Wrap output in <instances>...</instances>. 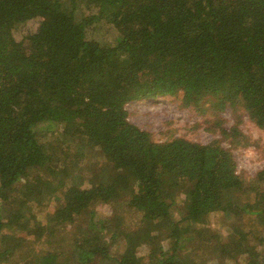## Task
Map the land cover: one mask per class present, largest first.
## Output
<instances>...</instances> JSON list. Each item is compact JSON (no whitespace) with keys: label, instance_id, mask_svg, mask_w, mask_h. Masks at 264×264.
Masks as SVG:
<instances>
[{"label":"trees","instance_id":"obj_1","mask_svg":"<svg viewBox=\"0 0 264 264\" xmlns=\"http://www.w3.org/2000/svg\"><path fill=\"white\" fill-rule=\"evenodd\" d=\"M160 96L202 115L240 106L264 128V0H0V264H200L194 254L224 251L264 264V200L238 202L250 185L232 152L129 121V101ZM219 127L248 145L237 124ZM215 211L232 219L226 235L193 226Z\"/></svg>","mask_w":264,"mask_h":264},{"label":"rangeland","instance_id":"obj_2","mask_svg":"<svg viewBox=\"0 0 264 264\" xmlns=\"http://www.w3.org/2000/svg\"><path fill=\"white\" fill-rule=\"evenodd\" d=\"M26 33V29L22 28L14 32V37L20 40ZM116 35L115 30L110 29L108 33L109 41L113 42ZM126 109L129 121L149 131L152 138L156 141L183 137L199 143L219 142L232 152L238 175L246 184L250 185V190L237 196L238 202L243 204L254 202V199L256 201L264 200V179L262 181L256 180L258 172L264 169V128L258 127L242 107L237 106L235 109L226 108L216 114L206 113L202 115L193 108L183 106L180 96H160L154 99L129 101L126 104ZM232 124H237L241 132L248 137L247 146H234L229 138H225L221 134L219 125L228 127ZM57 136L66 142L73 141L77 148L91 154L95 151V149L85 147L78 137H71L65 134H58ZM123 171L124 174H128L127 168ZM118 199L114 198L107 203L98 205L95 208L96 213L100 217L110 216ZM174 211L177 216H180V211L177 209ZM43 213L44 211L38 213L39 219L43 217ZM252 218L253 216L244 217L242 221L249 223ZM231 220V217L222 211H215L205 216L196 217L192 221L194 227L207 228L224 236ZM157 225V223H152L150 227L155 231L158 228ZM147 235L151 236L150 232ZM146 251V245H141L137 248L138 255H145ZM226 255L228 254L224 251L222 257L213 263L210 261L205 262L201 254L200 256L194 254L192 257L200 264H232L227 261ZM247 264L259 263L250 260Z\"/></svg>","mask_w":264,"mask_h":264}]
</instances>
